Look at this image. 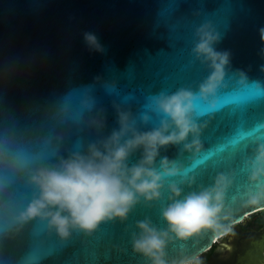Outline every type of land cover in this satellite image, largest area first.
I'll use <instances>...</instances> for the list:
<instances>
[{
    "label": "water",
    "instance_id": "1",
    "mask_svg": "<svg viewBox=\"0 0 264 264\" xmlns=\"http://www.w3.org/2000/svg\"><path fill=\"white\" fill-rule=\"evenodd\" d=\"M201 28L219 34L215 48L230 52V63L218 107L196 105L200 151L183 145L160 149L155 166L167 157L179 168L165 179L160 199H141L126 219L105 220L91 233L72 231L67 238L40 218L17 223L38 196L30 168L86 152L118 128L121 111L141 131L159 127L164 117L153 112V96L198 91L211 71L192 52ZM261 28L264 0H0V139L32 158L28 168L8 174L7 190L0 193V264H151L132 242L139 221L167 228L161 214L172 202L171 184L181 190L174 199L183 200L212 187L220 175L229 180L222 228L187 239L170 234L169 264L195 261L230 227L264 210V176L250 180L257 144L264 143ZM85 33L95 34L105 52L90 50ZM97 120L103 128L95 126ZM140 158L135 152L129 165ZM244 257L237 264H248L249 254Z\"/></svg>",
    "mask_w": 264,
    "mask_h": 264
},
{
    "label": "clouds",
    "instance_id": "2",
    "mask_svg": "<svg viewBox=\"0 0 264 264\" xmlns=\"http://www.w3.org/2000/svg\"><path fill=\"white\" fill-rule=\"evenodd\" d=\"M196 35L198 40L192 52L211 69L198 91L179 89L171 94L160 92L153 96L150 101L153 112L164 117L159 127L141 131L130 114L121 111L118 113V128L98 142L89 144L86 152L77 151L67 158L61 157L55 165L40 164L30 168L29 182L38 190V196L19 213L17 223L40 218L46 220L59 237L67 238L72 231L91 233L105 220L126 219L141 199L145 202L160 199L165 179L179 172L176 162L167 157L161 159L159 168L155 166L160 149L183 145L185 151H200L197 139L200 128L193 115L196 105L203 101L212 110L218 107L216 97L230 63V52L215 48L220 40L219 34L201 28ZM259 35L264 42V28L259 30ZM84 40L90 50L105 52L95 34L85 33ZM93 123L98 129L104 127L102 120ZM190 135L193 139L188 142ZM137 151L141 152V158L129 165L130 157ZM31 163L32 158L23 149L15 147L8 138L0 139V172L4 173L0 177V193L7 190L8 174L18 173ZM262 176L264 143H259L250 180L259 182ZM228 184V178L220 175L212 187L190 193L183 200L174 199L180 195V188L169 185L172 202L161 214L167 228L158 229L147 219L137 222L139 234L133 238L134 252L151 264H169L166 247L170 234L187 239L202 230L221 229L219 214ZM258 199L253 198L250 202L255 204ZM172 264H194V261L183 259L172 261Z\"/></svg>",
    "mask_w": 264,
    "mask_h": 264
},
{
    "label": "flooded vegetation",
    "instance_id": "3",
    "mask_svg": "<svg viewBox=\"0 0 264 264\" xmlns=\"http://www.w3.org/2000/svg\"><path fill=\"white\" fill-rule=\"evenodd\" d=\"M216 242L194 264H237L246 254L248 264H264V210L245 217Z\"/></svg>",
    "mask_w": 264,
    "mask_h": 264
}]
</instances>
